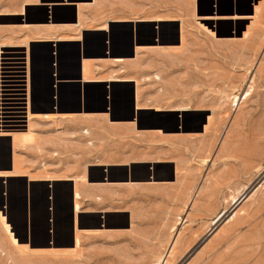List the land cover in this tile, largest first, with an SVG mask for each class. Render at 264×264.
<instances>
[{
    "label": "rangeland",
    "instance_id": "1",
    "mask_svg": "<svg viewBox=\"0 0 264 264\" xmlns=\"http://www.w3.org/2000/svg\"><path fill=\"white\" fill-rule=\"evenodd\" d=\"M32 1L0 0V44L13 42L24 45L28 37L42 38L36 32L37 25L30 23L35 22L34 17L25 14V5ZM133 1L122 2L130 9L137 4L142 6ZM209 2L217 13L200 15L205 11L202 6H199V11L193 12V3H199V0H162L167 18L183 20L185 39L183 43L177 41L175 29L168 25L166 40L161 42L165 45L163 53H152L150 62L146 61L141 68L150 71L149 76L160 74L163 81L162 85H157L144 78L141 83L147 92L144 98L150 101L148 103L144 99L143 105L151 109L144 112L142 128L150 130L146 133L151 137L145 142L135 141L133 144L135 148L141 144L152 153L164 152L176 157L181 165L177 187L169 195L158 194L153 199L137 189L123 198L128 202L123 208L128 209L133 217L130 227L123 217L115 215H110L109 222L101 227L89 223L91 220L86 218L81 228L91 231L80 233L81 248L75 252L71 249L74 248L76 226L81 229L80 217H77L76 225L72 211L74 237L71 245L67 197L66 208L61 201L55 243L43 244L39 232L34 241L27 244L38 252L19 251L0 223V264H154L178 236L179 242L169 264H264V140L259 141V138L264 139V0ZM153 5L151 9L158 8ZM255 6L260 9L256 16ZM235 15L243 18H200ZM182 24L179 25V37ZM201 24L206 25L214 35ZM27 25L31 27L27 28ZM43 50L40 48L39 53ZM37 53L34 41L29 49L3 48L0 82L5 84L0 85V95L15 89L19 96L18 114L27 121L21 126L2 124V130L27 132L28 107L33 114L49 111L46 108L47 98L41 93L36 94L37 83L40 87L44 84L43 62L37 59ZM160 87L165 93L158 97ZM156 100L160 101L164 111H156ZM180 106L190 107L191 110L185 113L174 111ZM209 117L210 122L204 132L203 126ZM32 124L40 137L42 128H39L37 119L33 118ZM79 125V122L66 121V131H79L77 140L81 144L75 146L74 142L70 143L71 140L67 141V176H72L73 171L78 172L85 163L94 162L95 154L104 157L106 149L116 152L122 144L107 142L112 135L102 127H93V134L84 138ZM50 128L43 129L47 132ZM70 137L67 136V139ZM87 139L94 142L93 148L82 145ZM8 145L7 140L5 147L8 148ZM5 147L0 145L1 164L5 162ZM37 149L40 146L24 149L19 154L35 156ZM57 153L61 155L58 150ZM108 158L102 159V163L111 161ZM34 166L32 163L31 167ZM161 173L166 174L165 171ZM116 175L120 173L116 172ZM2 198L0 189V211L18 242L26 246L22 230L17 229V225L22 223L18 220L13 225L8 221ZM84 205L83 213L84 209H88L86 203Z\"/></svg>",
    "mask_w": 264,
    "mask_h": 264
},
{
    "label": "crops",
    "instance_id": "2",
    "mask_svg": "<svg viewBox=\"0 0 264 264\" xmlns=\"http://www.w3.org/2000/svg\"><path fill=\"white\" fill-rule=\"evenodd\" d=\"M122 1L132 0H34L25 5V14L34 17L35 22L30 23L37 25L36 32L42 36L28 37V40L35 42L37 59L43 62L44 84L40 87L37 83L36 94L41 93L47 98L46 108L49 111L36 114L35 119L42 130L39 131L40 137L35 131L40 146L35 156L20 155V148L14 152L13 139L0 136V145L5 147L7 140L9 142L8 148L5 147L7 151H4L5 162L0 163V173L4 172V175H0L4 213L13 225L18 220L22 223L17 225V229L22 230L25 245L32 243L39 232L43 244L55 243L61 201L66 208V197L70 209L68 234L72 245V202L74 213L76 202L80 206L79 214L75 215V219L80 217V228L87 221L86 218L91 220L89 223L101 227L109 222L110 215L123 217L130 227L133 217L128 209L123 208L128 205L123 198L134 189L145 192L152 199L158 194L169 195L180 182L178 173L181 165L176 157L164 152L152 153L141 144L135 148L133 143L145 142L151 137L146 133L150 130L142 128L144 112L151 109L143 105L147 92L141 83L144 78L157 85H162L163 81L160 74L149 76L150 71L141 68L146 61L150 62L152 53H163L165 45L161 42L166 40L168 25L175 29L177 41L183 43L182 32L179 37L182 20L167 18L162 0H154V3L135 0L133 2L142 6L137 4L132 9ZM153 4L158 8L151 9ZM199 6L205 7L200 15L218 12L214 5L210 7L209 0L193 3V12L199 11ZM40 48L44 49L41 54ZM164 93L163 87H160L158 97ZM145 100L150 102L148 98ZM159 102L154 101V106L158 108L156 111H164ZM182 107L185 106L177 107L174 111L179 109L177 112L181 113ZM41 116L42 120L39 119ZM66 121L79 122L84 138L93 134V127L104 128L112 135L107 142H122L120 150L112 152L106 149L104 157L95 154L94 162L85 163L78 172L73 171L72 176H67V141L71 140L70 143L74 142L75 146L81 144L77 140L79 131H66ZM45 127L51 128L46 132ZM94 135L97 133L94 132ZM67 136H71L70 139ZM155 137L161 138L158 135ZM92 140L87 139L82 145L93 148ZM35 144L31 147L39 148L37 141ZM18 154L22 156L21 160ZM107 156L111 161L102 163ZM32 163L34 167H31ZM161 171L166 174L163 175ZM116 172L120 175H116ZM63 190L64 193L61 192ZM75 192L80 197L76 198ZM83 203L88 207L84 209L85 213ZM110 207L118 209H108ZM138 232L142 233L143 230Z\"/></svg>",
    "mask_w": 264,
    "mask_h": 264
},
{
    "label": "bare ground",
    "instance_id": "3",
    "mask_svg": "<svg viewBox=\"0 0 264 264\" xmlns=\"http://www.w3.org/2000/svg\"><path fill=\"white\" fill-rule=\"evenodd\" d=\"M260 11V9L258 10V6H255L254 7V16H256L255 14L256 13H258ZM260 14V13H259ZM201 19H205V20H208V19H211V20H215V19H229V20H234V19H240V18H243V17H240V16H238V15H235V16H233V17H223V16H203V17H200ZM255 18V17H254ZM180 21V20H179ZM182 22H183V20H182ZM79 24V23H78ZM201 26L208 32V33H210V34H212V35H214V33L206 26V25H204V24H201ZM31 27V26H30ZM249 30V29H248ZM251 30V29H250ZM182 33H183V40L185 39V37H184V30L183 31H181ZM249 33V32H248ZM244 34H247V32H245ZM247 36H248V34H247ZM246 37V36H245ZM244 37V38H245ZM247 38V37H246ZM248 38H249V36H248ZM28 39V38H27ZM26 39V41H24V45H17V44H14L13 42H11V43H8V44H0V57H2V52H3V48H16V47H24V48H26V49H29V45H30V42H29V40H27ZM77 40V39H76ZM85 74V73H84ZM116 80H117V78H116ZM249 92V91H248ZM3 96H4V94H3ZM247 98V97H246ZM238 100V99H237ZM245 101V100H244ZM3 109V108H2ZM141 109V108H140ZM191 110V108L190 107H182V108H180V111L182 112H188V111H190ZM176 111H179V109L178 110H176ZM28 116H27V118H28V131L27 132H24V133H21V132H8V131H5L6 129H4V130H2L1 132H0V136H8V137H11L12 139H13V141H14V143H13V147H15V150H14V152L15 151H17L16 150V148H27V147H31L32 145H37V144H35V141H37L36 140V133L37 132H35L36 131V129H35V127H34V124H32V122H33V118L35 119V117H36V114H33V113H31V111H30V107H28ZM48 116V115H47ZM54 116V115H53ZM59 116V115H58ZM39 117V116H38ZM52 117V116H51ZM68 117V116H67ZM72 117V116H71ZM47 118H50L49 116L47 117ZM46 118V119H47ZM51 119V118H50ZM208 120V122H210V117L209 118H207ZM204 127V126H203ZM207 127H208V123H207V126L204 128V131L205 130H207ZM84 131V130H83ZM89 134V133H88ZM73 135V134H72ZM37 136H38V134H37ZM88 136V135H87ZM260 137V136H259ZM262 137V136H261ZM264 138V137H263ZM263 141L264 139H261V138H259V141ZM263 143H264V141H263ZM260 144V143H259ZM261 144H262V142H261ZM31 148H34V147H31ZM259 148H261V147H259ZM264 148V147H263ZM19 149V151L18 152H20L21 150ZM264 150V149H263ZM262 150V151H263ZM260 153H261V151H260ZM263 154H264V151H263ZM17 155V154H16ZM18 156H19V154H18ZM262 156H264V155H262ZM257 157V156H256ZM16 158V157H15ZM259 158H260V156H259ZM244 159V158H243ZM20 160V159H19ZM254 161V160H253ZM260 170V169H259ZM0 175H4V172L3 173H0ZM79 178V177H78ZM81 178V177H80ZM83 178V177H82ZM77 179V178H76ZM84 179H86V177L84 178ZM69 180V179H68ZM72 180V179H71ZM196 193H197V191H196ZM199 193V192H198ZM75 194H76V198H78V197H80L79 196V193L77 192H75ZM75 196V195H74ZM72 198H73V195H72ZM194 198V197H193ZM80 199V198H79ZM77 204V206H76V213H75V215H77V214H79V212H80V206H79V203L78 202H76ZM75 208V207H74ZM72 211H73V202H72ZM82 212V211H81ZM77 220V219H76ZM220 221H221V219H220ZM73 222H74V218H73ZM0 223L2 224V226H3V229H4V231L6 232V234H8V236H9V239H10V241H11V243L19 250V251H21V252H24V251H27V250H31V251H37L38 252V250H36V249H31V248H29V246H24V245H22V244H20L19 242H18V240H17V238L14 236V233H13V231L11 230V226H10V224L7 222V220H6V217L2 214V212L0 211ZM77 224V223H76ZM73 227H74V224H73ZM77 227V226H76ZM85 231V230H84ZM81 232H83V231H80L78 228L76 229V237H75V243H74V248H72L71 249V251H73V252H75V251H77L78 249H80L81 248V243H82V241H81V237H80V235H79V233H81ZM172 240V239H171ZM178 242H179V236L178 237H175L172 241H171V244H170V246L168 247V249L166 250L167 252L165 253V254H163L160 258H159V260L157 261V262H155L154 264H169L170 263V260L174 257V254H175V251H176V246H177V244H178ZM51 250H55V249H51ZM51 250H48V252H51ZM40 251H46V250H40ZM57 251V250H56ZM30 252V251H29ZM53 252V251H52Z\"/></svg>",
    "mask_w": 264,
    "mask_h": 264
},
{
    "label": "built area",
    "instance_id": "4",
    "mask_svg": "<svg viewBox=\"0 0 264 264\" xmlns=\"http://www.w3.org/2000/svg\"><path fill=\"white\" fill-rule=\"evenodd\" d=\"M0 81H1V78H0ZM1 84H5V83H1L0 82V85ZM2 88V87H0ZM5 88V87H3ZM1 90V89H0ZM2 92L0 91V94ZM4 96H1L0 95V108H3V109H0V112H2L3 114H0V117L1 115L4 116V118H0V126L3 124L4 126H16V124L18 126H21V124H25V121L23 118V116H21V114H18V102H19V96H18V93H16L15 89H11L10 92H6L4 91L3 92ZM27 106V103H25ZM2 120H4V123H1ZM2 125V126H3Z\"/></svg>",
    "mask_w": 264,
    "mask_h": 264
},
{
    "label": "water",
    "instance_id": "5",
    "mask_svg": "<svg viewBox=\"0 0 264 264\" xmlns=\"http://www.w3.org/2000/svg\"><path fill=\"white\" fill-rule=\"evenodd\" d=\"M0 130H1V127H0Z\"/></svg>",
    "mask_w": 264,
    "mask_h": 264
}]
</instances>
